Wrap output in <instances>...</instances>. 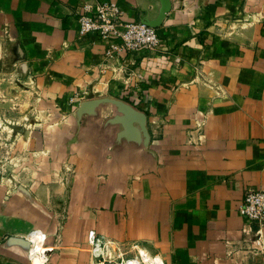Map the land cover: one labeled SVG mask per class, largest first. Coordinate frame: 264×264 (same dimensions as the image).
Wrapping results in <instances>:
<instances>
[{
  "label": "crops",
  "instance_id": "1",
  "mask_svg": "<svg viewBox=\"0 0 264 264\" xmlns=\"http://www.w3.org/2000/svg\"><path fill=\"white\" fill-rule=\"evenodd\" d=\"M84 1L0 0V70L32 83L36 114L16 169L0 164V264H106V248L139 249L122 264H264V224L239 210L264 189V0H170L163 48L110 58L79 31ZM88 1L136 21L160 8ZM98 97L145 112L149 141L108 123L111 104L77 127Z\"/></svg>",
  "mask_w": 264,
  "mask_h": 264
},
{
  "label": "built area",
  "instance_id": "2",
  "mask_svg": "<svg viewBox=\"0 0 264 264\" xmlns=\"http://www.w3.org/2000/svg\"><path fill=\"white\" fill-rule=\"evenodd\" d=\"M81 34H96L106 40V57L123 51L164 47L159 30L147 23L127 20L125 11L114 1H84L78 10ZM79 101L78 94L71 97ZM249 222L264 224V189H248L239 208Z\"/></svg>",
  "mask_w": 264,
  "mask_h": 264
},
{
  "label": "rangeland",
  "instance_id": "3",
  "mask_svg": "<svg viewBox=\"0 0 264 264\" xmlns=\"http://www.w3.org/2000/svg\"><path fill=\"white\" fill-rule=\"evenodd\" d=\"M1 71V70H0ZM0 72V140L5 141V148L1 150L0 164L8 166V173H11L10 167H17L16 154L14 152L18 139L29 128L33 127L35 114V94L31 92L32 83H27L22 77L5 74ZM21 79V80H19ZM25 169V168H24ZM13 172V171H12ZM106 248V247H105ZM105 256L109 258L106 264H122L125 259L138 257L140 251H131L128 248L125 250H115L106 248ZM156 256L150 259L151 264H164L162 259L155 260ZM141 264H150L141 258Z\"/></svg>",
  "mask_w": 264,
  "mask_h": 264
},
{
  "label": "water",
  "instance_id": "4",
  "mask_svg": "<svg viewBox=\"0 0 264 264\" xmlns=\"http://www.w3.org/2000/svg\"><path fill=\"white\" fill-rule=\"evenodd\" d=\"M170 8H171L170 0H160V8H159V14L157 20L152 21L149 19H142L140 21L152 26L158 25L161 22V20L165 17L166 13L170 10ZM110 104L115 108L116 112L114 116L111 117V119H109L108 123L110 124L120 123L125 128L127 127L129 128L131 121L134 120L135 122H138L140 124L143 131L145 132L147 139L146 141L147 142L149 141L150 134L147 128L146 113L138 110L131 103L126 102L123 99H119V98L98 97V98H92L81 101L78 108L75 111L77 127H80L82 121H85L84 115L86 113L96 116L98 115L97 113L99 111V108Z\"/></svg>",
  "mask_w": 264,
  "mask_h": 264
}]
</instances>
